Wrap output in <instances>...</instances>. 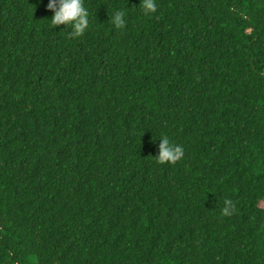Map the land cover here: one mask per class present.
Returning <instances> with one entry per match:
<instances>
[{
  "label": "trees",
  "instance_id": "trees-1",
  "mask_svg": "<svg viewBox=\"0 0 264 264\" xmlns=\"http://www.w3.org/2000/svg\"><path fill=\"white\" fill-rule=\"evenodd\" d=\"M47 3L0 0V264H264V0Z\"/></svg>",
  "mask_w": 264,
  "mask_h": 264
},
{
  "label": "clouds",
  "instance_id": "clouds-1",
  "mask_svg": "<svg viewBox=\"0 0 264 264\" xmlns=\"http://www.w3.org/2000/svg\"><path fill=\"white\" fill-rule=\"evenodd\" d=\"M139 5L145 15L157 11L155 0H140ZM47 10L53 13L50 18V26L52 28L60 25L70 26L72 30L68 35L72 38L82 36L89 26V13L84 6L83 0H48ZM111 22L115 28L123 29L126 24L125 12L115 11L111 17ZM158 147V154L154 158L159 164L168 163L174 165L184 156L183 147L170 142L167 136L161 138ZM234 211L235 205L233 201L225 199L221 214L231 216Z\"/></svg>",
  "mask_w": 264,
  "mask_h": 264
},
{
  "label": "bare ground",
  "instance_id": "bare-ground-1",
  "mask_svg": "<svg viewBox=\"0 0 264 264\" xmlns=\"http://www.w3.org/2000/svg\"><path fill=\"white\" fill-rule=\"evenodd\" d=\"M119 160H121L122 162L123 161H126V159H124V158H120L119 159V157H117L116 158V161L111 160L112 165L110 166V168L116 169V170H120L121 172H126L127 173L126 169H124V168L121 167V163L119 162ZM115 173H116V171L115 172H112L110 174H115Z\"/></svg>",
  "mask_w": 264,
  "mask_h": 264
},
{
  "label": "rangeland",
  "instance_id": "rangeland-1",
  "mask_svg": "<svg viewBox=\"0 0 264 264\" xmlns=\"http://www.w3.org/2000/svg\"><path fill=\"white\" fill-rule=\"evenodd\" d=\"M3 8H4V6H2V13L7 15L6 12H5V9H3Z\"/></svg>",
  "mask_w": 264,
  "mask_h": 264
}]
</instances>
